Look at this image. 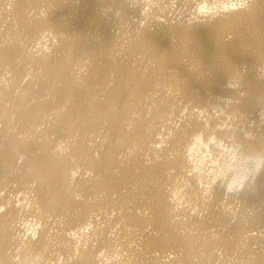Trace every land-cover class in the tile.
Here are the masks:
<instances>
[{"label": "bare ground", "instance_id": "1", "mask_svg": "<svg viewBox=\"0 0 264 264\" xmlns=\"http://www.w3.org/2000/svg\"><path fill=\"white\" fill-rule=\"evenodd\" d=\"M264 0H0V264H264Z\"/></svg>", "mask_w": 264, "mask_h": 264}, {"label": "clouds", "instance_id": "2", "mask_svg": "<svg viewBox=\"0 0 264 264\" xmlns=\"http://www.w3.org/2000/svg\"><path fill=\"white\" fill-rule=\"evenodd\" d=\"M233 155L231 162L226 165L224 173L233 172L235 175L226 184L225 195H239L250 186H255L261 172H264V154L257 152L240 153Z\"/></svg>", "mask_w": 264, "mask_h": 264}]
</instances>
